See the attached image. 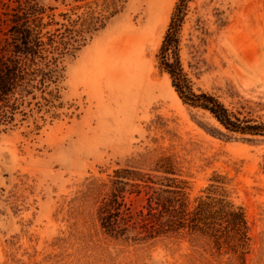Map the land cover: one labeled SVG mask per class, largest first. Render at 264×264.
Here are the masks:
<instances>
[{
	"label": "rangeland",
	"instance_id": "374dc122",
	"mask_svg": "<svg viewBox=\"0 0 264 264\" xmlns=\"http://www.w3.org/2000/svg\"><path fill=\"white\" fill-rule=\"evenodd\" d=\"M177 1L126 0L64 62L55 107L0 127V264H226L193 250L185 234L134 243L102 231L98 209L115 171L154 175L162 160L191 209L223 179L249 224L245 264H264V144L210 136L217 123L183 105L159 67ZM8 2L0 0V39ZM180 58L196 87L240 118L264 122V0H191ZM147 195L140 185L123 200L138 214Z\"/></svg>",
	"mask_w": 264,
	"mask_h": 264
},
{
	"label": "trees",
	"instance_id": "16d2710c",
	"mask_svg": "<svg viewBox=\"0 0 264 264\" xmlns=\"http://www.w3.org/2000/svg\"><path fill=\"white\" fill-rule=\"evenodd\" d=\"M9 0L0 39V127L13 126L34 111L50 110L59 98L64 62L117 16L126 0ZM191 0H178L158 50L162 72L181 103L207 113L219 128L206 132L223 142L264 144V122L230 112L213 95L196 87L180 58V33ZM154 175L123 169L114 173L110 193L98 209L102 231L114 238L146 243L185 234L191 248L226 264H245L250 228L242 207L229 200L227 184L216 176L191 209L187 193L173 169L162 160ZM264 175V159L260 165ZM148 188L146 206L138 214L124 194ZM264 243V239H263Z\"/></svg>",
	"mask_w": 264,
	"mask_h": 264
}]
</instances>
